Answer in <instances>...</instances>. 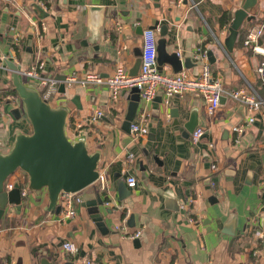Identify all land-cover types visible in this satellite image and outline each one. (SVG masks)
Wrapping results in <instances>:
<instances>
[{
  "label": "crops",
  "instance_id": "obj_1",
  "mask_svg": "<svg viewBox=\"0 0 264 264\" xmlns=\"http://www.w3.org/2000/svg\"><path fill=\"white\" fill-rule=\"evenodd\" d=\"M193 1L197 8L178 0H0V154L10 151L17 135L32 131L22 104L6 92L14 73L7 62L18 70L42 62V75L57 82L48 103L69 111L67 134L99 153L102 180L86 190L103 200L104 224L99 227L81 202L76 216L63 221L49 210L46 189L37 194L27 187L20 208L8 204L0 217V264H264V244L259 246L264 241V106L248 123L246 106L229 97L209 114L199 93L166 99L159 88L153 100L140 98L133 121L144 120L148 133L134 140L123 127L133 89L122 90L114 100L105 85L66 82L88 72L107 78L120 65L129 73L141 51L138 28L158 21L168 26L167 52H176L182 65L190 59L180 72L198 78L207 64L226 89L245 88L264 98L255 73L261 56L243 45L264 12L243 21L228 52L224 40L244 0ZM35 3L45 17L33 10ZM90 6L103 7L98 29L92 26ZM224 14L229 23L220 26ZM198 50L205 52L201 60L194 59ZM159 68L179 73L168 62ZM18 74L44 96V87ZM57 75L66 77L64 92ZM97 111L101 116H94ZM240 124L244 131L237 135L233 127ZM197 128L204 133L193 142ZM11 175L19 178L20 188L28 183L21 170ZM127 176L135 178V187L127 186ZM117 226L140 234L124 236ZM64 241L76 251H65Z\"/></svg>",
  "mask_w": 264,
  "mask_h": 264
},
{
  "label": "water",
  "instance_id": "obj_2",
  "mask_svg": "<svg viewBox=\"0 0 264 264\" xmlns=\"http://www.w3.org/2000/svg\"><path fill=\"white\" fill-rule=\"evenodd\" d=\"M158 2L159 0H154ZM185 6L187 0H182ZM33 10L40 18L47 15L39 4L32 5ZM259 10L264 12V0H244L239 8L233 12L232 19L228 27V35L224 40L225 51L231 52L236 41L238 30L243 21L250 22L257 19ZM88 11L92 17V26L99 28L101 23V12L103 7L90 6ZM158 29L159 38L157 40V63L162 65L168 62L175 72H180L183 66L188 67L186 59L182 65L176 52H167V31L166 24L155 22L150 27ZM143 28H138L137 33L142 34ZM210 54V53H209ZM141 51L129 75H136L140 67ZM14 71L12 74V86L22 101L23 111L31 124L30 134H19L16 136L12 148L6 154H0V217L8 204L20 208L21 195L20 186L15 184L10 190L4 188L5 181L17 170L23 171L28 178V188L37 194L42 189H46L49 199V210L59 215L61 206L58 204L59 195L62 192L77 193L81 203L87 207L92 219L96 224L104 228L99 212V206L103 200L100 195L89 193L86 189L98 180L97 169L99 153H90L84 140L72 141L66 133V123L68 109L66 107L54 108L45 100L34 88L26 85L16 72L18 67L12 62H7ZM59 80V92L65 91V75H57ZM131 93L127 113L124 119V130L130 134V125L134 120L140 95L136 89ZM78 98L72 102L77 108ZM223 101V97L221 98ZM220 101V102H221ZM122 185L120 189L122 190ZM169 195V194H167ZM92 199V200H90ZM178 205V204H177ZM232 218L230 222L232 223ZM232 226H229L227 233L232 234ZM43 264H50L43 260Z\"/></svg>",
  "mask_w": 264,
  "mask_h": 264
},
{
  "label": "built area",
  "instance_id": "obj_3",
  "mask_svg": "<svg viewBox=\"0 0 264 264\" xmlns=\"http://www.w3.org/2000/svg\"><path fill=\"white\" fill-rule=\"evenodd\" d=\"M182 0H178L181 2ZM188 3L192 4L193 8H197V3L193 0H187ZM201 0H199L200 2ZM42 29L44 26L42 24ZM157 34L155 30L146 28L142 32V45H141V61L139 71L136 75H129L127 70L122 66H117L114 72L107 78H103L96 72H88L84 75L81 80L77 78H68L67 85L73 82H80L82 85H105L111 91V96L114 100L119 97L122 90L136 89L140 95V98L145 102L153 100L159 88L163 89L165 98L168 99L174 95H181L189 92L199 93L207 104V111L209 114H213L216 108L220 105L222 97H229L240 104L246 106L250 116L248 117V123L253 121L252 114L259 110L260 107L264 106V98L257 97L249 90L242 88L236 90L226 89L218 78L212 77L210 68L207 64H203L201 72L198 78H190L185 72H179L176 74H167L160 70L157 63ZM18 39L14 40V44H17ZM243 45L249 48L254 54L261 56V59L255 67V73L259 77L261 86L264 90V19L260 21L254 28L250 29L243 40ZM205 56V52L199 50L195 53L194 59L201 60ZM42 62L32 64L23 70H17L22 76L29 80L36 82L38 86L44 87L45 93L42 96L45 100L54 93L57 92L56 80L53 78H47L42 75ZM95 117L101 116V112L97 111L94 114ZM79 131H81V122L76 124ZM244 125H236L233 127V132L237 135L243 133ZM148 133V126L144 120L132 121L130 125V134L134 140L143 137ZM204 130L197 128L192 134L193 142H197L203 135ZM80 136V133H78ZM215 168V165H212ZM102 180V177L98 179ZM11 179L6 184L7 190L14 187L15 184L19 183L17 176L11 175ZM23 184V185H22ZM21 184L20 195L24 197L28 193V183ZM126 184L128 187L133 188L136 186V180L133 176L126 177ZM19 185V184H18ZM20 186V185H19ZM59 204L61 206L60 217L61 220H67L74 218L77 214L75 206L80 203V199L77 193L62 192L59 195ZM193 199H189L188 203L192 202ZM193 221V219H190ZM120 229L124 236L136 238L139 236L140 231H136L133 234L126 233L123 228ZM264 237V234L263 236ZM62 247L65 251L73 253L76 251V246L70 241H64ZM85 264H91L90 261H86Z\"/></svg>",
  "mask_w": 264,
  "mask_h": 264
},
{
  "label": "trees",
  "instance_id": "obj_4",
  "mask_svg": "<svg viewBox=\"0 0 264 264\" xmlns=\"http://www.w3.org/2000/svg\"><path fill=\"white\" fill-rule=\"evenodd\" d=\"M229 23V18L226 14L220 16V19H219V24L220 26L222 25H228ZM17 49V48H16ZM7 93H11L12 96L14 97L15 100H18L20 101V103L22 104V101L20 99V97L18 96L17 92L14 90L13 86L11 88V90H6ZM41 94V93H40ZM42 96V95H41ZM23 107V106H22ZM66 133H67V124H66ZM68 135V134H67ZM69 138L72 140V141H77L78 139L72 135H68ZM264 244V241L260 240V243H259V246H263Z\"/></svg>",
  "mask_w": 264,
  "mask_h": 264
},
{
  "label": "rangeland",
  "instance_id": "obj_5",
  "mask_svg": "<svg viewBox=\"0 0 264 264\" xmlns=\"http://www.w3.org/2000/svg\"><path fill=\"white\" fill-rule=\"evenodd\" d=\"M48 102V101H47Z\"/></svg>",
  "mask_w": 264,
  "mask_h": 264
}]
</instances>
